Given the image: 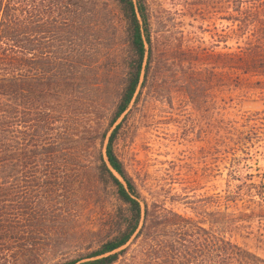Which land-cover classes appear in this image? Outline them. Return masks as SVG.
I'll return each mask as SVG.
<instances>
[{
    "label": "rangeland",
    "instance_id": "1",
    "mask_svg": "<svg viewBox=\"0 0 264 264\" xmlns=\"http://www.w3.org/2000/svg\"><path fill=\"white\" fill-rule=\"evenodd\" d=\"M91 1L86 4L93 8L96 24L117 21L105 0ZM141 1L150 61L145 79L143 65L124 113L106 128L117 75L106 81L105 87L93 90L88 99L67 105L78 124L74 144L80 150L70 162L91 164L99 144L89 135L95 137L106 128L102 152L113 125L119 123L112 149L140 196L139 227L145 221V229L139 235L136 231L119 248L112 264H160L164 246L178 238L179 248L183 233L191 234L196 244H204L209 234L214 239L226 238L246 251L238 257L239 264H264V76H249L253 85L227 81L220 58L223 52L242 45L241 38L230 31L248 33L264 29V25H259L257 18L253 23L250 16H243L246 9L244 14L234 10L237 5L242 9L250 5V0ZM239 15L246 18L244 24L227 18ZM99 33L96 31L98 39L92 43L113 52L117 60L110 66L115 68L114 75L119 74V39L116 34ZM55 173L58 178L44 177L43 193H32L35 207L54 197V192L63 193L68 179ZM79 176L75 212L64 229L68 235H61L59 241L63 236L64 241L81 237L82 230L100 236L116 208L111 191L89 192L87 177ZM41 196L44 199L38 200ZM32 216L37 224L39 218ZM41 225L53 223L48 220ZM51 239L40 254L45 261L75 255L62 248L66 253L55 258L51 249L56 239ZM220 257V253L218 257L213 254L212 261ZM25 258L17 257L16 264H25ZM37 259L31 258L29 264H38Z\"/></svg>",
    "mask_w": 264,
    "mask_h": 264
},
{
    "label": "trees",
    "instance_id": "2",
    "mask_svg": "<svg viewBox=\"0 0 264 264\" xmlns=\"http://www.w3.org/2000/svg\"><path fill=\"white\" fill-rule=\"evenodd\" d=\"M86 2L92 1L0 0V264H16L17 257L23 256L25 264L31 258H39L38 264H112L119 255L115 249L128 240L139 223L140 196L112 149L119 123L110 131L102 152L100 146L106 128L132 97L144 54L145 79L150 61L146 13L141 0H105L117 21L109 19L100 25ZM250 3L243 9L237 5L234 10L244 14L246 9L243 16H250L253 23L257 18L259 25H264V0ZM238 17L227 18L244 24L246 18ZM96 31L118 37L119 74L114 75L115 68L110 66L117 60L113 52L93 45L92 40L98 39ZM230 34L241 38L242 45L221 54L225 77L233 83L253 85L249 76H264V29L248 33L232 30ZM116 75L119 82L106 128L88 137L97 138L99 144L92 163L70 162L80 150L74 144L78 124L67 105L88 99L87 95L105 87L106 81ZM55 172L68 179L64 187L53 184L62 187L63 193L54 192V197L35 207L32 193H43L44 177L57 176ZM80 174L87 177L89 192L111 191L116 208L100 236L82 230L81 237L64 241L63 236L59 241L61 235H68L64 229L75 212ZM32 215L40 223H33ZM48 220L53 225H41ZM144 229L145 221L138 235ZM190 236H179L181 249L176 246L178 238L171 239L160 254L164 258L160 264H212L213 254L218 257L219 253L221 257L214 264H239L238 257L246 254L226 238L214 239L209 234L204 244H196ZM51 237L56 239L51 249L55 258L66 253L62 248L75 255L45 261L40 254H44L46 240Z\"/></svg>",
    "mask_w": 264,
    "mask_h": 264
},
{
    "label": "water",
    "instance_id": "3",
    "mask_svg": "<svg viewBox=\"0 0 264 264\" xmlns=\"http://www.w3.org/2000/svg\"><path fill=\"white\" fill-rule=\"evenodd\" d=\"M144 58H145V54H144ZM143 58V62H142V65H141V70H140V77H141V74H142V71H143V65H144V59ZM140 77H139V81H140ZM139 81H138V83H139ZM137 86H138V84H137ZM136 86V87H137ZM136 89V88H135ZM134 92H135V90H134ZM134 92H133V94H134ZM133 94H132V97H133ZM132 97H131V99H130V101L132 100ZM129 101V102H130ZM129 104V103H128ZM127 108V107H126ZM126 110V109H125ZM124 110V111H125ZM124 111L118 116V117H120L123 113H124ZM117 117V118H118ZM115 125H113V127H114ZM115 174V173H114ZM116 175V174H115ZM117 176V175H116ZM117 178L121 181V182H123L122 180H121V178L119 177V176H117ZM141 216H142V209H141V213H140V218H139V223H138V226H137V228H136V230L132 233V235L128 238V240L124 243V244H126L129 240H130V238L135 234V232L138 230V228H139V225H140V223H141ZM123 244V245H124ZM122 246V245H121ZM121 246H119L117 249H115V251H118V250H120L119 248L121 247Z\"/></svg>",
    "mask_w": 264,
    "mask_h": 264
}]
</instances>
